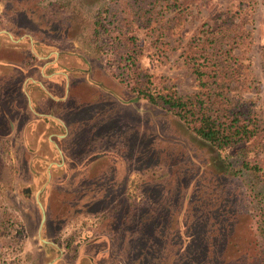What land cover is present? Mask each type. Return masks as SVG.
<instances>
[{"label": "rangeland", "instance_id": "obj_1", "mask_svg": "<svg viewBox=\"0 0 264 264\" xmlns=\"http://www.w3.org/2000/svg\"><path fill=\"white\" fill-rule=\"evenodd\" d=\"M109 2L0 0L4 11L0 30L8 24L10 28L12 22L14 33L18 27H28L27 34L50 39L56 52L72 50L78 56L76 76L93 93L86 97L80 91L72 98L74 102L81 96L86 101H79V109L75 104L81 113L76 121L81 120L71 133L77 140L64 143L63 148L81 168L65 176L75 186L61 193L58 186L63 183V172L52 175L57 185L44 189L47 166L38 158L31 159L34 153L45 154L54 147L42 141L40 148L30 142L26 148L23 130L27 128L34 142L32 132L37 126H29L33 118L23 97H15L20 84L7 88L8 82L3 81L0 264H50L58 257L54 249L46 254L39 236L41 204L47 213L44 238L64 246L72 244L73 235L89 238V231H94L105 236L110 254L121 264H246L248 217L241 207L239 183L225 174L221 155L173 115L144 100L135 101L109 68L116 65L118 52L108 42L103 51L88 47L89 27L96 12ZM228 11L240 12L247 24V39L239 51L248 82L244 101L257 111L264 127V0H200L184 17L163 4L155 17V30L141 29L137 35L145 41L147 67L162 78L166 93L194 96L199 87L185 64L187 45ZM22 50L10 53L21 54ZM85 106L86 112L80 109ZM6 113L14 121L13 131L7 130L2 118ZM70 118L75 121V116ZM46 127L38 124L39 133L47 135ZM232 161L237 166V158ZM255 183L264 194L263 179ZM98 189L105 193L104 202L81 200Z\"/></svg>", "mask_w": 264, "mask_h": 264}, {"label": "trees", "instance_id": "obj_2", "mask_svg": "<svg viewBox=\"0 0 264 264\" xmlns=\"http://www.w3.org/2000/svg\"><path fill=\"white\" fill-rule=\"evenodd\" d=\"M199 1L110 0L96 12L89 27L92 38L88 47L103 51L108 42L118 52L116 65L109 68L135 101L144 100L173 115L221 155L225 174L239 183L241 207L248 217L250 245L244 262L264 264V194L255 183L264 181V127L257 111L244 101L248 82L239 56L247 39L244 17L235 11L223 13L220 22L189 41L185 64L199 87V93L189 97L166 93L162 78L150 73L145 41L137 35L141 29L155 30V17L163 4L184 17ZM234 157L237 166L232 161ZM58 187L61 193L72 189L69 183ZM27 192L31 193L30 189Z\"/></svg>", "mask_w": 264, "mask_h": 264}, {"label": "flooded vegetation", "instance_id": "obj_3", "mask_svg": "<svg viewBox=\"0 0 264 264\" xmlns=\"http://www.w3.org/2000/svg\"><path fill=\"white\" fill-rule=\"evenodd\" d=\"M2 14H4V11H2V13H0V26H1V20L3 17ZM10 23H11L10 28L8 27L9 26V24H8L6 26V28L0 30V36H1L0 40L2 42H3V40L6 42H11V45L9 47H7V49L11 50V51H14V50L19 51L23 47L22 51L24 52L26 59L32 60V57H34L35 63H33V62H32L33 64L29 63L30 61H28V63H27V65L30 66V68L34 70V73H37L42 68L43 69L47 68L46 70H48V71H51L54 68H61L62 71H66V72L70 73L69 75L73 76V74H74V76L76 77V80L78 81V82H76L77 85H80L82 83V82H79L82 79H79V77L76 76L77 75L76 70L78 67L76 66L75 61L78 60V56L72 50L62 49L59 51L57 50L58 52H56V49H54V45L50 39L38 37L35 34L32 35L31 33L27 34V31L29 30L28 27H18L17 32L14 33L11 30H13V28H14L13 26H16V25H13L12 22H10ZM20 29H22V30H20ZM55 47L57 48L58 46H55ZM30 49H31V53H30ZM37 51H38V53H37ZM42 52H45V54H43ZM21 54H23V53H21ZM32 54H33V56H32ZM37 54H40L43 57L39 60ZM13 58H14V55L12 56V59ZM13 60L15 61V58ZM18 63H20V62H18ZM2 65H4V64H2ZM8 65H11L14 68H18L17 66H14V65L9 64V63H8ZM5 70H8V69H6L0 65V97H1V93L3 92V85H4L3 81L4 80L8 81V76H9V73L4 72ZM11 71H14V69ZM23 72H25V71H23ZM28 72L29 71H27V73ZM85 73H86V75H88V71H86ZM23 75H25V74L19 73L17 75V77H15L14 73L10 74V76H12V77L14 76L11 79L10 83H13L12 82V80H13L15 84H13V85L8 84L5 86H7V88L8 87H14L16 85V82H18L20 85H18L16 87V90H17V88L19 86H21L24 82V76ZM7 81H6V83H7ZM32 84L39 87V90H41V89L43 90L44 86H42L41 84H38L37 82H33V81H32ZM25 86H32V85H30V83H28V81H27ZM23 88H24V86H23ZM10 89H12V88H9L8 90H10ZM32 89H34V88L32 87ZM32 97L33 96H31V99L34 98V97L33 98ZM7 98H8V96L6 97V99ZM10 98L13 100L15 99L14 97H10ZM23 99H24V97H23ZM18 100H20L19 97H18ZM24 101H25L26 106H29V105L32 107L34 106V103L29 102L28 99H26V100L24 99ZM35 106L37 107L36 104H35ZM34 111H35V114H31L29 116L30 118H33L32 122H30L31 124H29V126L30 125L31 126H37V128H34V130L32 132L33 137H35L36 140L38 138V134L40 132V130L38 129V124L40 125L43 123L44 126H49L48 131L52 133L51 134L52 137L51 138L49 136L48 137L52 140L54 138L56 140H58V141L53 142V143L54 144L56 143L57 145H59L58 149L61 152V157L55 158L56 159L55 161L51 160V159H49V161H48L46 159L47 158L46 156H45V158H43L37 152L33 154V152L28 151L29 153L33 154L31 156L32 157L31 159L38 158L39 162L42 163L43 166L44 165L47 166L45 172L47 174L48 180L44 184V189L50 190L54 185H57V183L51 181L52 175L56 176L59 172H63L64 176L62 178V182L63 183H69V181L67 180V178L65 176L72 175L73 168L80 170L79 169V168H81L80 163L72 160L70 158V155H71L70 152L68 150H65V148H63L64 143L66 144L67 142H73V141L76 142L77 137L75 138L74 134H72L71 132L69 134L68 129L66 127H64L63 125H62V127L65 128V131L62 134L58 135L56 132V128H57L56 125L54 123H50L47 118L41 117L40 113L37 110L34 109ZM13 112L15 115V111H13ZM78 115H81V114H78ZM78 115H76L77 116L76 118H78ZM5 116L6 117H4V115H3L2 118L6 122L7 130H9V129H10V131L15 130L14 121H12L11 114L6 113ZM36 131H39V132L35 133ZM21 136H22V141L24 143H27V145H26V148H27V146L29 145V141H28L29 131H27V128H25L23 130V134ZM30 138H32V137L30 136ZM42 139H41V137H39V140L42 141ZM43 142H46V141L43 140ZM50 144L53 145L52 143H50ZM65 144H64V147H65ZM41 145H42V142H41ZM53 147H55V145ZM50 151L53 153V149H51ZM59 156H60V154H59ZM97 158H103V157L97 156ZM90 161L93 162L94 160H90ZM50 164H52L51 165V172H50L51 174L48 172ZM72 164H75V165L72 166ZM34 175L35 176L37 175V171L34 172ZM76 178H77V175L72 177V179H76ZM59 183L63 184L61 182H59ZM59 183H58V185H59ZM70 185L72 186V188H74V186H75L74 183H71ZM99 190L100 189L94 191V194L90 193L87 198H82L81 200H86L87 202H91L92 204L93 203L99 204V203L104 202L105 201L104 200L105 199V193H104V191H100L101 193H99ZM40 192L42 193V190ZM41 193H38V196H40ZM90 196H92V198H90ZM41 209H42V212L44 210L45 214H46V219H45V221H44V223L40 229L41 230V241L43 243V248H45L46 254L50 253V251H47V250H51V249H54V250L59 252L58 257L54 258L52 262L50 261V264H121V261H119L115 257H112V255L110 254V251L108 248L109 245H106V243H104L105 242V238H104L105 236L102 234L95 235L94 231H89V232H91V235H89V238L73 235L71 238L72 244L69 243V244L64 245V246H60V244H58L57 242L50 241L46 237L44 238V236H45L44 235V226H45V222L47 220V213H46V210L42 204H41ZM42 221H43V217H42ZM69 255H71V257H69ZM98 256H100L99 259H97Z\"/></svg>", "mask_w": 264, "mask_h": 264}, {"label": "crops", "instance_id": "obj_4", "mask_svg": "<svg viewBox=\"0 0 264 264\" xmlns=\"http://www.w3.org/2000/svg\"><path fill=\"white\" fill-rule=\"evenodd\" d=\"M0 13H2L1 9H0ZM10 45H11V42H6L4 40L2 42L0 40V65L8 69L7 71H10L9 76H8V81L7 80L6 81L8 82L9 85H13L15 84L14 81L12 80L13 83H10V81L14 76L17 77L19 73L25 74L23 75L24 82L21 86L17 88L15 97L17 96L20 97L19 95H21L24 97L25 100L28 99L29 102L34 103L33 107L30 105L27 106L29 116L31 114H35V111H34L35 109L40 113L41 117L47 118L50 123H54L56 125L57 127L56 132L58 135L62 134L65 131V128H63L62 125L68 129V133L70 134L72 128L80 124L79 123L80 120L76 121V117H77L76 115L81 114V113H78L79 111L76 109V107H78L77 105L80 104L79 101H82V100L86 101L85 97L83 99L80 96L78 97V101L74 99V102H76L74 103L72 98L74 96H78L80 91L87 97L90 95V93H92L91 92L92 89L88 88L87 86H84L83 85L84 83H82L81 85H77L76 82L78 81L76 80V77L74 76V74L73 76L69 75L70 73L66 71H62L61 68H54L51 71L46 70L47 68L46 69L42 68L37 73H34V70L31 69L30 66L27 65L28 61H30L29 63H32V62L35 63L34 57H32V60L26 59L23 51H22L23 54H12L10 53L12 51L7 49V47H9ZM30 53H31V49H30ZM13 55H14L15 61L13 60L14 58L12 59ZM37 55H38L39 60L43 57L40 54H37ZM8 63L14 66H17L18 68H14L11 65H8ZM13 69L14 71H11ZM27 71L29 72L27 73ZM13 73H14V76L13 77L10 76V74H13ZM26 80L32 86H25L27 83ZM32 81L37 82L38 84H41L42 86H44L43 90L42 89L39 90V87L32 84ZM32 87L34 89H32ZM77 87H79L80 90L77 89ZM31 96H33L34 98L32 97L33 99H31ZM35 104L37 105V107L35 106ZM75 104H76V107H75ZM73 105L75 107L74 109L72 108ZM80 109H82V111H85V112L88 110L87 106H85V108H80ZM72 116H75V121H71L70 117ZM48 127L49 126L46 127V131L48 132L47 135L43 133H39L37 140L33 142L32 138H29L28 141L33 146L38 147V148L42 146L41 142L43 140H45L47 143L48 142L52 143L53 144L52 146L55 145V147L52 148L53 153L51 151H46L45 154H43L42 151L39 152V155L41 157L45 158L46 156L47 157L46 159L49 161V159L51 158L61 157V152L58 149L59 145H57L56 143L55 144L53 143L58 140H56L55 138L53 140L50 139L52 137L51 136L52 133L48 131ZM39 137H41V139L43 138L42 141L39 140ZM51 165L52 164H50L49 166V170H48L49 173L51 172ZM99 258L100 256L97 257V259Z\"/></svg>", "mask_w": 264, "mask_h": 264}, {"label": "water", "instance_id": "obj_5", "mask_svg": "<svg viewBox=\"0 0 264 264\" xmlns=\"http://www.w3.org/2000/svg\"><path fill=\"white\" fill-rule=\"evenodd\" d=\"M45 219H46V214H45V211L43 210V221H42V223H44ZM39 235L41 237V230L39 232Z\"/></svg>", "mask_w": 264, "mask_h": 264}]
</instances>
